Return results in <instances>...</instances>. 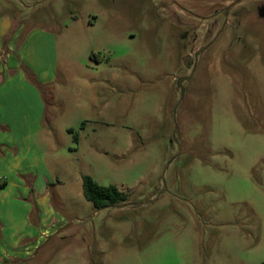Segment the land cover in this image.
<instances>
[{"label":"rangeland","instance_id":"obj_1","mask_svg":"<svg viewBox=\"0 0 264 264\" xmlns=\"http://www.w3.org/2000/svg\"><path fill=\"white\" fill-rule=\"evenodd\" d=\"M13 1L55 32L53 171L127 200L11 264H264V0Z\"/></svg>","mask_w":264,"mask_h":264},{"label":"crops","instance_id":"obj_2","mask_svg":"<svg viewBox=\"0 0 264 264\" xmlns=\"http://www.w3.org/2000/svg\"><path fill=\"white\" fill-rule=\"evenodd\" d=\"M6 1H0V264L21 260L51 236L65 219L55 202L66 214L84 204L83 181L58 179L49 158L66 154L55 144L54 125L45 124L44 91L58 73L55 32L40 21L27 26L23 11Z\"/></svg>","mask_w":264,"mask_h":264},{"label":"trees","instance_id":"obj_3","mask_svg":"<svg viewBox=\"0 0 264 264\" xmlns=\"http://www.w3.org/2000/svg\"><path fill=\"white\" fill-rule=\"evenodd\" d=\"M6 42L7 40L4 41V46ZM92 57L98 58L95 54H92ZM68 131L74 134V138L77 139L73 129ZM82 181L83 195L97 211L121 205L127 200V196L116 185H100L89 175L83 176Z\"/></svg>","mask_w":264,"mask_h":264}]
</instances>
